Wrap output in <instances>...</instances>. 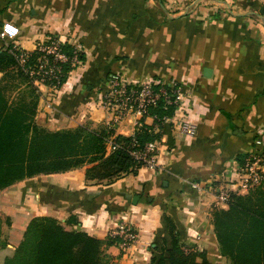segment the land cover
<instances>
[{
    "label": "crops",
    "instance_id": "crops-1",
    "mask_svg": "<svg viewBox=\"0 0 264 264\" xmlns=\"http://www.w3.org/2000/svg\"><path fill=\"white\" fill-rule=\"evenodd\" d=\"M5 23L18 26L20 34L13 41L0 38V53L11 44L33 53L53 39L83 52L63 89L40 86L39 126L106 130L109 156L116 137L138 132L135 119L110 124L101 107L114 77L177 85L184 105L171 138L156 139V171L140 167L96 183L86 180L91 165H85L1 191L0 215L9 216L13 230L0 264L36 217L101 240L128 227L137 235L135 244L107 249L121 264H150L169 246L172 221L184 249L221 264L212 217L219 190L233 187L238 164L264 143V0H0V31ZM3 77L0 72V82ZM182 120L196 126L194 137L182 134ZM144 123L155 127L154 119Z\"/></svg>",
    "mask_w": 264,
    "mask_h": 264
},
{
    "label": "trees",
    "instance_id": "trees-1",
    "mask_svg": "<svg viewBox=\"0 0 264 264\" xmlns=\"http://www.w3.org/2000/svg\"><path fill=\"white\" fill-rule=\"evenodd\" d=\"M10 49L11 46L0 53V72L4 73L0 82V192L29 178L85 165H91L86 171L87 181L113 182L140 168L129 154L134 141L144 145L162 134L171 138L173 125L155 121V125H160V133L155 134L152 126L144 125L134 137L118 136L114 142L119 147L106 156L110 136L106 130L77 127L50 131L39 126L35 122L39 88ZM63 51L72 55L74 50L65 46ZM40 57L38 50L30 53L26 67L37 65ZM71 69L69 64L62 66L63 83ZM18 89L12 99V93ZM174 113V108L164 110L162 105L150 109V114L159 120ZM212 217L220 252L231 264H264V182L246 195H233L227 209L214 210ZM169 228V246L164 245L150 264H211L204 252H185L179 235L173 234L176 227L172 221ZM120 242L118 237L101 240L87 232L67 230L51 217H36L4 264H117L107 249ZM6 245L1 239L0 225V249Z\"/></svg>",
    "mask_w": 264,
    "mask_h": 264
},
{
    "label": "built area",
    "instance_id": "built-area-1",
    "mask_svg": "<svg viewBox=\"0 0 264 264\" xmlns=\"http://www.w3.org/2000/svg\"><path fill=\"white\" fill-rule=\"evenodd\" d=\"M6 26H11L14 32H7ZM19 34L18 26L13 23H5L0 31V38L3 41H13ZM10 46V51L17 56L20 66L25 69L32 83L38 88L44 86L58 91L63 89L62 66L69 64L74 68L81 64V48H75L72 55H68L63 51L62 44L54 39L37 48L41 53L38 64L28 68L26 63L30 53L23 51L17 45L11 44L8 48ZM158 105H162L164 110L174 108V115H166L160 120L156 115H151L150 109ZM183 105L184 94L177 85L159 84L151 81L135 84L126 81L121 76H116L111 80L110 87L101 102V107L111 116L110 124H118L125 119L133 118L138 131L144 127V121L147 118L154 119L161 124L173 125V119L181 111ZM158 125L153 128V133L161 130ZM180 130L188 137H194L197 134L196 126L186 120H182ZM158 145L156 140L144 145L134 141L129 149V154L137 166L156 171L158 168ZM118 147L114 141L111 143L112 152ZM237 175L238 179L233 187L220 191L217 204L220 202L228 204L230 197L234 194L244 195L261 186L264 182V143L260 152L248 155L238 164ZM113 237L121 239L122 248L135 244L137 241V235L125 226L114 230Z\"/></svg>",
    "mask_w": 264,
    "mask_h": 264
},
{
    "label": "rangeland",
    "instance_id": "rangeland-1",
    "mask_svg": "<svg viewBox=\"0 0 264 264\" xmlns=\"http://www.w3.org/2000/svg\"><path fill=\"white\" fill-rule=\"evenodd\" d=\"M63 47H65L64 45H62ZM79 48V47H78ZM83 53V52H82ZM76 67H78V66H76ZM44 87V86H43ZM40 88V87H39ZM48 88V87H47ZM51 92H53V89H50V88H48ZM53 99V98H52ZM52 128H53V126H51ZM43 128H45V127H43ZM46 129H48V130H50L49 128H46ZM50 131H53V129H51ZM242 162V161H241ZM258 188V187H257ZM256 189V188H255ZM253 190V189H252ZM220 191H222V190H219V193H220ZM219 195V194H218ZM246 195V194H245ZM231 198L232 197H230V199H229V201H228V203L231 201ZM227 207H228V204H224V203H222V202H220V204H217L216 203V206H215V208H214V210H216V209H227ZM6 212V211H5ZM1 214H3V215H0V225H1V239H2V241H3V243H5L6 242V244L8 245V238H9V234H10V232L13 230L12 229V222L10 223V221L8 220V217L9 216H7V215H5L4 214V212L3 213H1ZM72 231V230H71ZM22 239H23V237H22ZM217 240V239H216ZM22 241V240H21ZM7 245H6V247H7ZM132 245V244H131ZM131 245H129L128 247H131ZM219 246V245H218ZM3 248H5V247H3ZM17 248V247H16ZM1 250V249H0ZM185 252H187V253H189V252H194V251H189V250H186V249H183ZM15 251V250H14ZM197 251V250H196ZM195 251V252H196ZM198 252H200V251H198ZM14 253V252H13ZM13 253H12V255H13ZM11 255V256H12ZM110 255V254H109ZM205 255L207 256V254L205 253ZM10 256V257H11ZM219 256L220 257H222L223 259L221 260V264H231V261L228 259V258H226V257H224L222 254H221V252H220V249H219ZM1 257V256H0ZM113 257V256H112ZM114 258V257H113ZM115 259V263H117V264H121L120 263V261L118 260V259H116V258H114ZM5 262V261H4ZM4 264V263H3Z\"/></svg>",
    "mask_w": 264,
    "mask_h": 264
},
{
    "label": "clouds",
    "instance_id": "clouds-1",
    "mask_svg": "<svg viewBox=\"0 0 264 264\" xmlns=\"http://www.w3.org/2000/svg\"><path fill=\"white\" fill-rule=\"evenodd\" d=\"M6 31L9 33H13L14 29H12L11 26H6Z\"/></svg>",
    "mask_w": 264,
    "mask_h": 264
}]
</instances>
